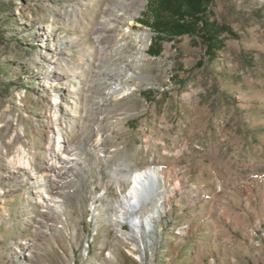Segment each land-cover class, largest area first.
<instances>
[{
  "label": "rangeland",
  "instance_id": "1",
  "mask_svg": "<svg viewBox=\"0 0 264 264\" xmlns=\"http://www.w3.org/2000/svg\"><path fill=\"white\" fill-rule=\"evenodd\" d=\"M158 2L0 0V264H264V0H215L227 32L211 49L203 33L159 36ZM58 129L80 161L67 173L46 169ZM149 168L161 178L136 202L154 218L138 240L116 215ZM46 184L62 200L49 208Z\"/></svg>",
  "mask_w": 264,
  "mask_h": 264
},
{
  "label": "bare ground",
  "instance_id": "2",
  "mask_svg": "<svg viewBox=\"0 0 264 264\" xmlns=\"http://www.w3.org/2000/svg\"><path fill=\"white\" fill-rule=\"evenodd\" d=\"M131 30H126L124 32V35L127 36L128 33H130ZM150 38V34L147 32H138L134 35L135 42L138 46V53L136 56L133 57V62L135 64H138L145 60L146 53L145 49L148 46V41ZM126 74L124 79H116L117 82H113L109 85L108 88V94L114 98L117 97H123L124 95L129 94L131 87L129 85V81L134 76L133 72L126 70ZM63 85H65L66 89L69 90L70 87V81L66 80L62 82ZM69 93L72 94L71 90H69ZM67 104V112H69V109L71 112L75 113V109L77 107L76 101L73 99H69L66 97ZM76 105V106H75ZM69 114V113H68ZM68 116H71L70 114ZM70 123L68 125V128L72 131L75 127V122L71 121L70 117ZM56 136L58 137V144H59V151L57 152L55 149L51 151L49 149L48 156L51 157L50 162H47L46 169L47 171H51L57 168H60V173H67L70 168H77V164L80 163L79 158L76 157H70L66 154L65 149L63 150V144L66 142V137L64 136V133L62 130L58 129L56 131ZM21 155V154H19ZM65 156V157H63ZM14 163L20 164L24 168H29L33 171L35 175H37L36 169H33L31 160H26L24 158H18L14 159ZM49 172L47 175L49 176ZM45 177V176H41ZM52 177V176H51ZM39 178V177H38ZM161 178V175L159 174V171L155 168H149L144 171L136 172L134 178L132 179V187L129 190V193L124 195V199L127 200L129 203L133 202L130 207L133 209V211L130 213H126L121 211V213L116 215V217H119L124 220L129 226H130V232L128 234L123 233L122 229L120 228L121 234L129 235L131 237H135L138 240H141L143 235L147 234L151 231L152 224L154 223V218L152 217H143L142 215L137 214L138 205L137 203H147V201L150 198V192H151V182L152 180L156 179L159 181ZM47 179H44L43 181H46ZM42 181V180H41ZM54 181V180H53ZM57 182V181H56ZM58 189V188H57ZM38 198V201L45 205L47 208L56 206V204H53L52 202L59 203L62 200L60 199H54L52 196L51 188L47 187V184L42 187H40V190L34 192ZM33 199H36L33 197ZM54 199V200H53ZM37 200V199H36ZM50 202V203H49ZM137 202V203H136ZM59 211L63 212L64 209L61 205H58ZM159 209V206H156L155 211L157 212ZM117 221L119 227H121V221L115 219Z\"/></svg>",
  "mask_w": 264,
  "mask_h": 264
},
{
  "label": "trees",
  "instance_id": "3",
  "mask_svg": "<svg viewBox=\"0 0 264 264\" xmlns=\"http://www.w3.org/2000/svg\"><path fill=\"white\" fill-rule=\"evenodd\" d=\"M214 1L159 0L151 27L159 36L179 37L203 33L205 44L211 49L218 44L219 34L227 32V29L208 19L209 6Z\"/></svg>",
  "mask_w": 264,
  "mask_h": 264
}]
</instances>
